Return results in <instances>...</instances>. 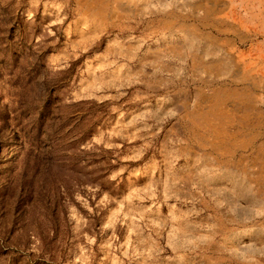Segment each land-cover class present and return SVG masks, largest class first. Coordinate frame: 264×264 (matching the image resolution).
Wrapping results in <instances>:
<instances>
[{"label":"rangeland","instance_id":"obj_1","mask_svg":"<svg viewBox=\"0 0 264 264\" xmlns=\"http://www.w3.org/2000/svg\"><path fill=\"white\" fill-rule=\"evenodd\" d=\"M0 264H264V0H0Z\"/></svg>","mask_w":264,"mask_h":264},{"label":"crops","instance_id":"obj_2","mask_svg":"<svg viewBox=\"0 0 264 264\" xmlns=\"http://www.w3.org/2000/svg\"><path fill=\"white\" fill-rule=\"evenodd\" d=\"M77 17H79V19L75 18L74 20V30L80 38L87 39L89 37L95 36L99 31H101L105 27L104 24V26H102L101 28L95 26V24L97 23L102 25V22H98L97 20H95L93 18L94 16L89 13H83L82 11L78 10ZM78 24H80V27H77Z\"/></svg>","mask_w":264,"mask_h":264},{"label":"bare ground","instance_id":"obj_3","mask_svg":"<svg viewBox=\"0 0 264 264\" xmlns=\"http://www.w3.org/2000/svg\"><path fill=\"white\" fill-rule=\"evenodd\" d=\"M90 26V25H89ZM95 26H97L98 28H101L102 27V25H100V24H95ZM226 173V172H225ZM224 173V174H225ZM227 175V174H226ZM215 176V175H214ZM220 176V175H219ZM224 176V175H223ZM227 179H228V176L226 177ZM229 178H231V177H229ZM236 181V180H235ZM234 182V181H233ZM239 182V181H238ZM241 184V183H240ZM241 186H242V188H244L243 187V185L241 184ZM237 191V190H236Z\"/></svg>","mask_w":264,"mask_h":264}]
</instances>
